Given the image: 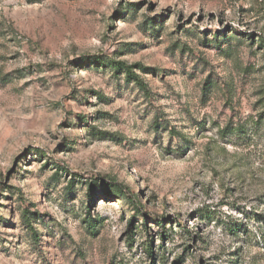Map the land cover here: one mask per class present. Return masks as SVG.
I'll list each match as a JSON object with an SVG mask.
<instances>
[{
	"label": "rangeland",
	"instance_id": "obj_1",
	"mask_svg": "<svg viewBox=\"0 0 264 264\" xmlns=\"http://www.w3.org/2000/svg\"><path fill=\"white\" fill-rule=\"evenodd\" d=\"M0 264H264V0H0Z\"/></svg>",
	"mask_w": 264,
	"mask_h": 264
},
{
	"label": "trees",
	"instance_id": "obj_2",
	"mask_svg": "<svg viewBox=\"0 0 264 264\" xmlns=\"http://www.w3.org/2000/svg\"><path fill=\"white\" fill-rule=\"evenodd\" d=\"M95 59H97V58H95ZM125 69H126V73L129 75V76H133V79H135V81H137L138 83H139V85H141V86H143V82L139 79V78H137V77H135L134 76V74H133V72H132V68L131 67H126L125 65H122Z\"/></svg>",
	"mask_w": 264,
	"mask_h": 264
}]
</instances>
